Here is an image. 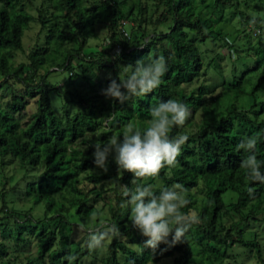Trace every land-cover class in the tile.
Instances as JSON below:
<instances>
[{
	"label": "trees",
	"instance_id": "obj_1",
	"mask_svg": "<svg viewBox=\"0 0 264 264\" xmlns=\"http://www.w3.org/2000/svg\"><path fill=\"white\" fill-rule=\"evenodd\" d=\"M123 1L43 0L32 14L24 0H0V98L4 89L12 92L0 102V159L18 162L25 188L35 191L36 202L45 200L43 213L35 216L10 206L9 190L1 192L0 264H70L69 256L75 257L71 264H85L89 249L71 239L69 217L77 212L83 219L103 204L108 224H115L119 234L88 264L98 259L102 264H264V184L249 178L240 166L245 153L237 148L242 138L255 137L257 159L264 161V100L257 97L264 71L256 80L249 74L264 55L255 56V66L232 79L223 77L219 62L225 57L219 49L226 46L220 41L248 24L258 28L257 45L264 51V13L247 10L251 2L260 6L264 0H138L134 14L132 6L123 11ZM233 16L238 26L228 30L225 24ZM128 19L133 23L125 28ZM96 21L105 26L106 42L87 51ZM31 23L39 26L36 40L25 59L15 63ZM161 55L167 72L152 92L123 104L101 94L99 89L110 83L105 74L119 82L124 75L120 65ZM59 69L67 72L63 86L48 79ZM83 80L87 86L79 88L76 81ZM227 89L233 101L216 110ZM52 92L59 98L58 109ZM245 94L252 102L241 107L235 101ZM29 97H36L35 108L22 125L17 115ZM168 99L186 103L191 112L183 127L172 128L169 135L189 139L175 167L137 183L152 185L157 194L162 187L183 184L190 204L181 211L197 213L200 222L190 227L183 243L170 248L162 243L153 254L150 248L140 251L147 237L132 228L131 206L120 207L122 186L135 187L132 174L118 169L111 157L107 172H95L94 146L89 145L122 135L128 123L143 131L152 119L150 107ZM31 237L35 250L23 253L18 248Z\"/></svg>",
	"mask_w": 264,
	"mask_h": 264
},
{
	"label": "clouds",
	"instance_id": "obj_2",
	"mask_svg": "<svg viewBox=\"0 0 264 264\" xmlns=\"http://www.w3.org/2000/svg\"><path fill=\"white\" fill-rule=\"evenodd\" d=\"M119 69L124 74L119 75V82L109 73L110 83L101 90V94L123 104L134 96H144L156 89L167 72V63L161 55L138 59L134 65H120ZM149 112L152 119L143 131L135 124L128 123L122 135H112L103 143L97 142L89 146H94L92 156L97 168L107 172L111 157L118 169L132 174L131 183L135 187L122 186V196L125 199L120 207L131 206L132 228L147 237L140 251L150 248L155 254L162 243L169 248L183 243L190 227L200 221L197 213L187 214L181 211L190 204L187 198L189 189L183 184L162 187L157 194L152 185L137 183L138 179L158 176L166 166L175 167L182 146L189 139L186 134L169 135L172 128L183 127L190 117L191 112L186 103L168 99L150 107ZM257 143L255 137L242 138L237 146L238 150L245 153L240 166L248 170L252 181L264 184V161L257 159ZM248 191L251 194L254 190L250 187ZM95 215L92 213L89 220L95 219ZM78 228L81 233L87 234L85 243L89 249L99 248L106 239L119 234V228L115 224L105 223L101 226L103 230L94 229L84 223ZM73 259L75 257H68L70 264ZM129 264L134 262L130 261Z\"/></svg>",
	"mask_w": 264,
	"mask_h": 264
},
{
	"label": "rangeland",
	"instance_id": "obj_3",
	"mask_svg": "<svg viewBox=\"0 0 264 264\" xmlns=\"http://www.w3.org/2000/svg\"><path fill=\"white\" fill-rule=\"evenodd\" d=\"M43 0H24L28 11L31 12L32 14H36L37 12V7L42 3ZM90 2V1H89ZM88 2V3H89ZM251 6L249 9H247L250 12H254L256 10H259L262 13H264V4L259 5H254L252 2L250 3ZM139 2L138 0H125L123 1L121 8H123V11H127L130 6H132L133 14L137 11L138 9ZM208 5V1L206 2V6ZM255 6V7H254ZM244 7L242 4L240 8ZM207 14L208 9L205 7ZM264 15V14H263ZM234 18V16H233ZM132 20V19H131ZM130 19L125 21V28H128V25L132 24L133 22ZM228 24L227 29L233 30L235 27L238 26L237 20L231 19L230 21H227L225 25ZM166 26H160V29L165 28ZM233 28V29H232ZM39 30V26L36 23H31L29 28L25 31L24 37H23V51H18L15 57V63L20 62L21 60L25 59L26 53L29 51L30 47L34 44L36 37H37V32ZM245 33H249V37H245ZM258 34V28L253 27L252 25H247L245 27H242L239 29V33L234 37L227 36L225 41L221 40L220 43L226 42V46H224L221 49H219L222 54L224 53V58H222L219 62L221 65V69L223 71V77H226L227 79H232L233 76L239 77L241 76L242 71H245L247 67H254L256 64V57L261 58L264 55V51L259 49V45H257V38L255 37ZM106 29L104 24L101 21H96V23L93 24V29L91 34L87 38V43L89 45H86V50H94L98 49V44H103L106 42ZM243 37V38H242ZM250 37H252L251 42L248 43ZM264 43V42H263ZM257 46H256V45ZM253 50V51H251ZM112 57V56H111ZM52 69V68H51ZM264 71V61L259 65L258 68L252 69L249 74L252 75L253 80H256V77H259L262 72ZM109 73L105 74L103 76L104 78H107ZM67 76V72L65 70L59 69L57 71H53L49 73L48 79L50 81H53L55 83H58L59 85L63 86V78ZM77 86L79 88H85L87 86V83L83 80L82 81H76ZM16 87V85H14ZM20 88V86L17 85V89ZM106 88V87H104ZM103 88V89H104ZM63 89V87H62ZM250 89V86H248L247 90ZM101 91V89H99ZM98 90V91H99ZM218 91V89L216 90ZM11 90L6 88L3 91V96L0 98L1 103H5L6 100L9 99ZM52 92L50 93L51 96V101L54 105V108L58 109L59 105V98H57L56 94ZM257 97L259 100H264V88L259 89L257 92ZM36 97H29L27 98V105L23 111H21L17 116L21 122L22 125L25 124V122L29 119L30 114L34 111L35 108V100ZM233 101V96L230 93V91L227 89L225 90L222 95L220 96V102L218 105L216 104L215 109L216 110H221L223 111L225 107ZM251 100L249 99L248 94L243 95L242 97H239V99H236L235 103L241 107H247L249 104H251ZM200 118V113L197 112L194 115V120L197 121ZM100 136V132H97V137ZM80 144L77 143V146ZM81 147H84L85 144H81ZM2 159V158H1ZM0 159V207L2 205V199H1V192L3 190H9L10 193H6V200L11 201L8 202V204L11 206H14L15 208H20L23 210H28V211H33L32 213L36 216L41 213H43L44 207H45V200H41L39 202H36V197H35V191L30 192L25 188V183H24V170L20 168L18 165V162L14 161V159H10L9 157H5V159ZM32 170H30V173ZM35 171V170H33ZM95 172L99 173L102 170L99 168H95ZM28 179V177H26ZM30 180V179H29ZM28 192V194H27ZM200 196V193L197 194ZM228 196V195H227ZM96 210L98 207V204L95 203L93 206ZM1 210V209H0ZM73 212V210H72ZM92 213H95V219L89 220V217ZM3 213H0V216ZM70 216V215H69ZM109 216L107 207L103 204L101 206V209L98 211H92L91 213L85 214V217L81 219L77 212H74L71 214L69 217L72 223L71 226V231L70 232V237L71 239H74L75 241L79 242L81 246H84L86 243L87 239V234L86 233H81L79 231L78 226L81 223L87 224L90 227L94 229H102L101 226L104 225L105 223L108 224L107 217ZM264 236V235H262ZM111 238L106 239L103 242V245L99 248L96 249H89V255L84 257V262L85 264H88V261H91L93 258L91 255L97 251L105 252L106 251V246L107 244L111 241ZM123 239V238H122ZM35 239L34 237H31L28 241L27 244L22 243L19 246V250L22 251L23 253H28V252H33L35 250ZM264 242V240H263ZM91 259V260H90ZM93 264H102L100 263L99 259L95 260V263ZM157 264H162V261H159Z\"/></svg>",
	"mask_w": 264,
	"mask_h": 264
}]
</instances>
